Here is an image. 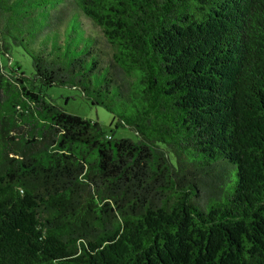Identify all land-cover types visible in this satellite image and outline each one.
<instances>
[{"label": "trees", "instance_id": "obj_1", "mask_svg": "<svg viewBox=\"0 0 264 264\" xmlns=\"http://www.w3.org/2000/svg\"><path fill=\"white\" fill-rule=\"evenodd\" d=\"M12 46L0 264H264V0H0Z\"/></svg>", "mask_w": 264, "mask_h": 264}, {"label": "rangeland", "instance_id": "obj_2", "mask_svg": "<svg viewBox=\"0 0 264 264\" xmlns=\"http://www.w3.org/2000/svg\"><path fill=\"white\" fill-rule=\"evenodd\" d=\"M0 68L7 71L20 68V71L28 78L34 73L33 61L22 48L12 46L8 54L0 56ZM48 98L66 112L80 116L84 119L97 121L102 128L120 140L129 138L136 140V134L128 128H115L114 117L101 107L91 106L83 97L80 91L70 87H51L45 89Z\"/></svg>", "mask_w": 264, "mask_h": 264}]
</instances>
